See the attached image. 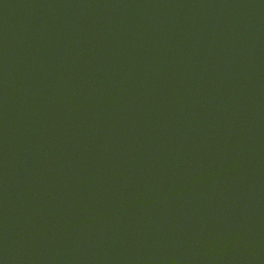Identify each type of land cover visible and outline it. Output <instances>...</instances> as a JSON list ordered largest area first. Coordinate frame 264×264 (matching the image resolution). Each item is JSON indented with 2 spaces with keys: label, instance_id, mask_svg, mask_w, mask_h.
I'll return each mask as SVG.
<instances>
[{
  "label": "water",
  "instance_id": "obj_1",
  "mask_svg": "<svg viewBox=\"0 0 264 264\" xmlns=\"http://www.w3.org/2000/svg\"><path fill=\"white\" fill-rule=\"evenodd\" d=\"M0 264H264V0H0Z\"/></svg>",
  "mask_w": 264,
  "mask_h": 264
}]
</instances>
